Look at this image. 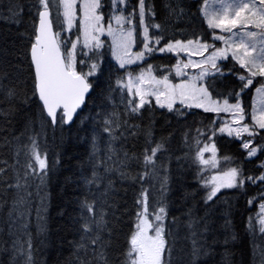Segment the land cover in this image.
<instances>
[{
  "label": "trees",
  "instance_id": "obj_1",
  "mask_svg": "<svg viewBox=\"0 0 264 264\" xmlns=\"http://www.w3.org/2000/svg\"><path fill=\"white\" fill-rule=\"evenodd\" d=\"M166 1L169 0H147L153 6L154 21L162 26L159 31L150 29V35L163 37L160 45L202 36L219 46L218 41L211 40L212 30L201 15V0H178V10L183 9L178 19L169 17ZM102 3L101 11L106 13L110 0H102ZM136 3L137 0H130L128 9ZM36 6V0H0V74H6L3 84L16 87L19 93L15 100L8 101L5 89L0 88V101H3L0 112L6 113L0 115V168L7 169L0 177V264H25L27 254L21 256L13 242L22 244L27 240L32 245L31 264H81L82 261L99 264L90 243L96 232L85 234L81 228L85 217L91 219L81 207L86 199L95 204L97 218L104 216L99 244L104 245L110 264H120L135 230L136 212L140 207L136 200L144 189L148 190L149 211L158 203L166 206L164 224L171 246V264H264V233L259 231L257 210L264 200L261 195L264 182L246 181L242 188L221 189L208 203H205L208 189L202 186V177L216 175L228 167L240 168L244 176H259L264 173V167H260L264 164V151L258 150L255 157L248 158L242 147L243 139L217 131L222 124L221 114L176 104L181 115L153 102L139 115L129 114L127 101L132 97L117 86V81L123 79L125 73L134 74L149 63H153L156 74H161L160 65L166 66L162 73L166 72L175 58L170 54H153L139 66L119 68L112 61L107 43L98 54L90 53L87 57L88 63L96 62L99 67L96 74L88 78L92 90L82 109L71 124L53 126L46 116L41 117L38 101L31 94L29 49L37 24ZM10 7L21 11L10 12ZM52 11L55 13L54 8ZM54 30H58L55 25ZM218 64L224 74L209 76L205 87L213 99L227 98L234 103L235 97L230 94L238 92L241 84L235 73H243V69L235 65L230 56ZM256 86L247 89L241 97L249 113ZM113 112L118 114L122 125L115 133L119 139L115 140L103 131V119ZM124 121L128 123L125 125ZM133 125L138 127H131ZM149 129L152 140L162 143L163 149L158 153L154 169L149 166L153 170L140 181L138 174L145 169L140 160L132 156L135 154L142 159L145 132ZM132 131L137 135H131ZM258 131L260 135L244 138L264 148V130ZM212 132L216 133L212 142L217 148L219 166L203 171L201 177L203 166L195 162V155L198 147L209 143L208 135L201 133ZM33 140L38 151L47 158L43 183L36 175L24 178ZM204 155L206 159L211 157L210 152ZM121 171L128 173L129 178L122 179ZM92 179L94 183H87ZM17 181L20 188L7 187ZM190 221H197L195 237L188 227ZM82 237L86 238L82 240ZM193 239L200 249L196 257L192 255ZM81 242L85 248H78ZM99 250V247L95 249Z\"/></svg>",
  "mask_w": 264,
  "mask_h": 264
},
{
  "label": "snow or ice",
  "instance_id": "obj_2",
  "mask_svg": "<svg viewBox=\"0 0 264 264\" xmlns=\"http://www.w3.org/2000/svg\"><path fill=\"white\" fill-rule=\"evenodd\" d=\"M79 4L78 32L75 41L71 39L62 40L61 31L71 32L77 27V5ZM130 0H111L112 14L110 21L105 26L104 13L101 11L104 7L102 0H36V16L37 27L29 49L30 68L32 75V97L38 101V107L41 117H47L53 125L68 124L73 121L77 115V110L85 104L86 97L92 90V83L89 81L90 76H94L98 71V63L92 62L85 72L83 69H77V57L88 56L89 52L98 54V50L102 47L99 38L101 34H107L112 38L113 55L115 56L120 68L126 65L143 61L146 55L154 52L172 53L179 56L184 53L189 59L184 62L177 60L175 65L176 76H188L185 69L198 68V74L189 76L187 80L180 83H173L169 80L168 75L157 78L153 75L152 65L147 68H141L138 75L133 77L131 72H127V82L123 79L117 81V86L125 89L128 96L132 99L127 101L129 114L139 115L146 105H152V99L160 108H167L168 111H176L183 115L180 109L175 108L179 103L186 108H202L205 112L227 113L231 122L225 121L223 126H218L217 131L221 134L233 136L240 139L242 134L249 137L260 135L258 130H264V0H201L200 12L205 20L210 32L212 41H221L223 47L210 43L202 36H195L185 40L168 41L164 46L160 45V35H150V29H161V24L154 21L155 12L153 6L147 3V0H137V3L129 11ZM55 9L53 13L52 9ZM10 12L21 11L19 9L9 8ZM183 12V9H180ZM62 17V19H61ZM111 21L115 22L114 28ZM66 25V28L54 30ZM128 25L129 27H125ZM218 30V33H217ZM142 37L140 43L142 50L133 52L132 49L136 45L138 38ZM78 45L82 48L78 51ZM205 53H208L205 56ZM204 57L202 60H192V56ZM229 56L243 69V73H235L241 82L240 89L235 92V102L230 103L227 98L221 104L218 100L213 99L208 88L199 81L208 75L220 73L223 75L221 66L217 63L221 60H228ZM91 59V57H90ZM84 59L79 60V64L84 65ZM214 70V71H210ZM6 74H0V88L5 89V97L8 101L15 100L19 93L16 87H7L3 84ZM256 94V103L252 106L249 113L242 103V94L253 85ZM3 102V101H0ZM25 103L28 101L25 100ZM6 113L0 112V115ZM118 114L113 112L103 119V131L111 137V139H119L116 132L122 127L118 121ZM248 121L245 123V121ZM124 121L123 124H127ZM133 128L137 125L131 126ZM200 131L199 129L197 130ZM131 135H137L135 131L130 132ZM211 134L208 135L209 143L198 147L195 155V162L203 166L202 172L208 168H217L219 160L217 159V148L212 142ZM123 135V133H121ZM199 140L197 144L199 145ZM242 147L247 152V157H255L257 151H264V148L254 146L252 140H245ZM163 149V144L152 140L151 130L145 132V147L142 153V159H139L144 166V171L138 174V179L143 181L154 169L157 163L158 153ZM97 151L95 138L93 139V155ZM211 152L210 158H205V153ZM31 160L27 164L28 171L25 173V179L28 175H36L43 183L44 176L47 175V158L38 151V146L33 140L30 152ZM128 156V153H125ZM111 158V157H109ZM230 160V157H224ZM34 162V163H33ZM6 163V162H4ZM38 166V167H37ZM149 166H153L150 169ZM260 167H264L261 164ZM6 168H0V177L6 173ZM96 173L93 172L95 178ZM121 178H129V174L120 172ZM136 180L137 177H131ZM165 184L167 177L164 178ZM202 186L208 191L206 192L205 203L212 201L217 194L224 188H242L246 181L256 183V181L264 182V173L259 176H244L242 170L238 167H228L224 171L212 175L208 178L202 177ZM95 180H88L87 183H94ZM8 188H20L19 181L15 184H8ZM264 196V193H261ZM23 199V198H21ZM140 207L136 212V222L134 231L129 237L128 248L124 251V259L120 264H171V246L166 239L165 219L167 217V209L163 203H158L153 210L149 211L148 190L144 189L139 198L136 200ZM251 204L252 201H249ZM85 213L91 219L85 217L84 223L81 225L82 231L87 233L96 232L90 243L94 249V259L99 264H110L108 257L103 250L104 245L99 244L101 237L99 231L103 230L104 216L101 214L96 217L95 204L87 201L81 205ZM259 231L264 233V202L259 204ZM197 221H190L189 229H192V237L196 236L194 230ZM86 237H82V240ZM19 244V248L16 245ZM193 257L199 254V245L196 239L192 240ZM13 247L21 256L26 255L25 264H31V241L24 243L19 241L13 242ZM99 247L98 252L95 249ZM78 248H85L83 242ZM81 264H91L90 261H82Z\"/></svg>",
  "mask_w": 264,
  "mask_h": 264
},
{
  "label": "rangeland",
  "instance_id": "obj_3",
  "mask_svg": "<svg viewBox=\"0 0 264 264\" xmlns=\"http://www.w3.org/2000/svg\"><path fill=\"white\" fill-rule=\"evenodd\" d=\"M166 8H167V12H168V15H169V17L171 18V19H178L179 18V16H180V11L178 10V0H174V2H172L171 0H169L168 1V3H167V1H166ZM175 8L177 9V11H174L175 10ZM77 9H78V11H77V17H78V19H77V21H76V23H77V27H74L73 29H72V31L71 32H67V31H61V39L62 40H67V39H71V40H73V41H75V39H76V35H77V32H78V25H79V17H80V15H81V13H80V11H79V4L77 5ZM129 11H130V9H128ZM111 14H112V8H111V0H110V6H109V10L106 12V13H104V17H105V19H104V23H105V26H107V23L110 21V16H111ZM61 19H62V17H61ZM111 23H112V25H113V27L115 28L116 27V25H115V22L114 21H111ZM206 23V22H205ZM125 27H129L128 25H126ZM60 28H66V25H62V26H60ZM60 28H58V30H60ZM154 30H156V29H154ZM73 31H76V33L75 34H71ZM156 31H158V30H156ZM218 31V30H217ZM99 38H100V40H101V42H102V47L104 46V44L105 43H107L108 44V46H109V48H110V53H111V58H112V61L120 68V66H119V63L117 62V60H116V58H115V56L113 55V42H112V38L110 37V36H108L106 33L105 34H101L100 36H99ZM142 39V37H140L138 40H137V43H136V45L133 47V49H132V51L133 52H136L137 50H142V44L140 43V40ZM219 42V47H223L224 45L222 44V42L221 41H218ZM154 47H160V46H164V45H153ZM101 47V48H102ZM82 48V45H78V51L80 50ZM100 48V49H101ZM100 49L98 50V52L100 51ZM83 51L84 52H88L89 54L90 53H92V52H89V50L88 49H83ZM88 54V55H89ZM153 54H159V55H162V54H170V55H172L174 58H175V63L173 64V66H171V67H168V70H166V72H163L162 73V70H163V68H165L166 66H162V65H160L161 67H160V72H161V74H156V70H155V68H153V75H156L157 76V78H161L163 75H168V77H169V80L170 81H172L173 83H180V82H182V81H184V80H187L188 78H189V76H192V75H195V74H198L199 73V71H200V69H198V68H188V69H185V71L188 73V76H176V69H175V65H176V63H177V60H182V61H184V62H186L188 59H189V57H187L184 53H180L179 54V56H177V55H173L172 53H167V52H165V53H160V52H154ZM153 54H151V55H153ZM208 53H205V56L207 55ZM151 55H146V57H145V59L143 60V61H138L137 63H134V64H131V65H126V67H131V66H136V65H140L142 62H144L148 57H150ZM87 57L88 56H79L78 55V57H77V66H79L77 69H83V71H87L88 70V66L90 65V63H88L87 62ZM204 57H200V56H192L191 57V59L192 60H195V61H199V60H202ZM80 59H84L85 61H86V63L84 64V65H81V64H79V60ZM222 61V60H221ZM220 61H218L217 63H219ZM92 63V62H91ZM149 65H152V67H153V63H149ZM148 66V65H147ZM147 66L145 67V69L147 68ZM118 68V69H119ZM141 69V68H140ZM140 69L136 72V73H134V74H132L133 75V77H135L136 75H138L139 74V72H140ZM210 71H214V70H210ZM209 76H211V75H208V76H206L204 79H203V81H199L198 82V84H203L204 86H205V80L209 77ZM127 74L125 73V75H124V77H123V80L125 81V82H127ZM221 104L223 103V100H218ZM152 102L156 105V103H155V100L154 99H152ZM256 103V94H255V92H254V94H253V99H252V106L254 105ZM177 105H180L179 103H177ZM157 106V105H156ZM181 106V105H180ZM159 107V106H158ZM193 108H195V107H193ZM167 109V108H166ZM196 109H201V110H203L202 108H196ZM251 110H252V108H251ZM214 113V112H213ZM214 114H216V115H218L217 113H214ZM219 114H221V116H222V124H221V126H223V124H224V122L225 121H227V122H231V118H230V116L227 114V113H219ZM224 135H227L226 133L224 134ZM228 136V135H227ZM244 136H246V137H248V135L245 133V134H242V137L240 138V139H243V141H245V140H250V139H248V138H244ZM233 137H235V134H233ZM240 139H238V140H240ZM243 143V142H242ZM211 153V152H210ZM38 167V166H37ZM263 198H264V196H263ZM262 202H264V200L262 201ZM257 210H258V213H260V208H259V205H258V208H257ZM151 212V211H150Z\"/></svg>",
  "mask_w": 264,
  "mask_h": 264
},
{
  "label": "water",
  "instance_id": "obj_4",
  "mask_svg": "<svg viewBox=\"0 0 264 264\" xmlns=\"http://www.w3.org/2000/svg\"><path fill=\"white\" fill-rule=\"evenodd\" d=\"M37 23H38V21H37ZM36 27H37V24H36ZM29 58H30V55H29ZM87 98V97H86ZM83 107V106H82ZM82 107H81V109H82ZM81 109H78L77 110V114L79 113V111L81 110ZM77 116V115H76ZM76 116H74V118L76 117ZM74 118H73V120H74ZM73 122V121H72ZM71 122V123H72ZM71 123H68V124H66V125H69V124H71ZM53 125V124H52ZM54 126V125H53Z\"/></svg>",
  "mask_w": 264,
  "mask_h": 264
}]
</instances>
